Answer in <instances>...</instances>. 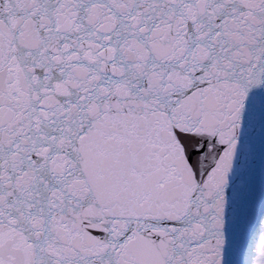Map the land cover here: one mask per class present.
<instances>
[{
    "label": "snow or ice",
    "instance_id": "6c2138e0",
    "mask_svg": "<svg viewBox=\"0 0 264 264\" xmlns=\"http://www.w3.org/2000/svg\"><path fill=\"white\" fill-rule=\"evenodd\" d=\"M0 264H264V0H0Z\"/></svg>",
    "mask_w": 264,
    "mask_h": 264
}]
</instances>
